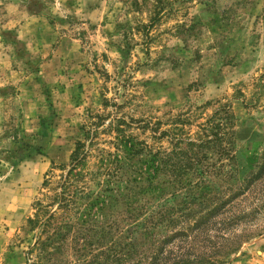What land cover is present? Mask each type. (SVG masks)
<instances>
[{"label":"rangeland","instance_id":"rangeland-1","mask_svg":"<svg viewBox=\"0 0 264 264\" xmlns=\"http://www.w3.org/2000/svg\"><path fill=\"white\" fill-rule=\"evenodd\" d=\"M0 48V264L264 256V0H21L0 5ZM222 117L227 137L192 177L218 197L200 205L155 153L173 121L197 137ZM86 129L83 192L57 208ZM131 172L139 194L103 192Z\"/></svg>","mask_w":264,"mask_h":264},{"label":"trees","instance_id":"trees-1","mask_svg":"<svg viewBox=\"0 0 264 264\" xmlns=\"http://www.w3.org/2000/svg\"><path fill=\"white\" fill-rule=\"evenodd\" d=\"M151 25L152 22L145 26L150 27ZM223 120L224 118L222 117V122ZM215 126H220V123L203 126L200 133L197 134V137H191L190 133H187L186 136H182L180 134L184 132V130L179 127L178 122L175 123L173 121V126L162 132L163 136L166 134L170 137L168 143L171 145V148L159 149L155 153V156L158 158L156 169L162 177H166L163 180H167L169 183V189H173V184L179 182L182 183V185L175 186L174 189H184L185 191L192 189L191 191H199L200 198H204V200L200 201V205L208 204L209 200L218 197L216 194L211 195V192L215 189L213 188V184H206V186H200L197 183L192 184V177L194 174L202 175L207 171L208 164L205 162L208 161L210 157L208 156V152L204 150L211 148L215 150L216 147L222 144L221 142L224 137H227V132L225 130L228 126V122L222 123L223 133L213 130ZM88 130L86 129L84 131L85 140H78L75 149L71 154L72 167L66 174L64 181L61 183V190L56 195L59 202L57 208L67 207L71 201H74V198L83 192L82 187L78 185L81 177L80 171L77 168L83 162V158L89 153L86 150L87 141H89L88 144L93 145L97 135V131ZM139 144L142 145V142L135 141L129 143L128 149L130 150V154H138L141 151L142 147L139 146ZM147 150L150 154L153 153L150 147H148ZM146 165V169L149 171L151 166L150 164ZM106 181L107 185L103 192L114 191L117 194L125 192L128 197L140 193V187L137 184L139 180H137L134 172L127 174L124 179L116 178L111 180L110 178H107ZM112 181H115V183L111 184ZM173 181L175 182L172 184ZM201 183H203V181ZM163 191H165V189H163ZM97 196H99V194H97ZM185 207H188V204H185ZM202 217L204 216L202 215ZM48 219L49 218H47V220ZM29 221L33 222L34 220L30 219ZM168 221L172 223L176 222L177 219L174 217ZM155 256L156 254L153 255L152 259Z\"/></svg>","mask_w":264,"mask_h":264},{"label":"crops","instance_id":"crops-1","mask_svg":"<svg viewBox=\"0 0 264 264\" xmlns=\"http://www.w3.org/2000/svg\"><path fill=\"white\" fill-rule=\"evenodd\" d=\"M21 0H10L9 2H7L6 0H0V5L5 4L7 6H13L15 4V2L18 4ZM12 22L14 21V25L16 26V22H18V24L21 23V20H19L18 16H12ZM33 20L31 21H26L25 23H23V25H29L32 24ZM6 54V52H4L2 50L1 52V48H0V58L2 57V55ZM260 262H262L264 264V256H260V257H254L252 259H250L249 261H246V259L244 258L242 260V258L239 260L240 264H260Z\"/></svg>","mask_w":264,"mask_h":264}]
</instances>
